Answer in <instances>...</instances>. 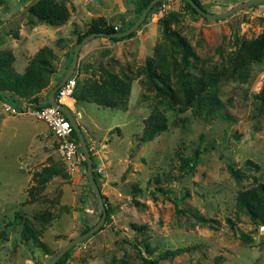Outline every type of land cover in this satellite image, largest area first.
<instances>
[{
  "label": "rangeland",
  "instance_id": "374dc122",
  "mask_svg": "<svg viewBox=\"0 0 264 264\" xmlns=\"http://www.w3.org/2000/svg\"><path fill=\"white\" fill-rule=\"evenodd\" d=\"M37 1L0 0V51L12 54L22 73L25 57L29 64L42 48L52 49L54 73L38 96L45 101L67 74L79 38L95 23L132 26L146 0H55L69 14L59 25L31 12ZM243 1L200 0L212 13ZM184 3L164 0L134 34L95 37L79 53L74 74L84 86L111 72L131 78L130 93L125 110L66 104L82 125L111 214L60 264H264V59L249 61L241 49L264 34V3L217 20ZM182 74L220 101L211 113L180 109L187 105ZM7 94L0 93V261L49 264L102 214L84 155L71 172L50 126L29 112L31 101ZM8 104L16 112L6 111ZM155 111L167 128L143 141ZM251 197L260 211L248 206Z\"/></svg>",
  "mask_w": 264,
  "mask_h": 264
},
{
  "label": "trees",
  "instance_id": "16d2710c",
  "mask_svg": "<svg viewBox=\"0 0 264 264\" xmlns=\"http://www.w3.org/2000/svg\"><path fill=\"white\" fill-rule=\"evenodd\" d=\"M152 0H146L142 7L146 8L149 2ZM184 6L186 9L192 10L194 13L201 15L187 0H183ZM199 6L203 9L204 6L201 4L200 0H195ZM162 2H158L157 4H161ZM31 12L41 21H47L52 24H62L67 21L69 14L66 8L58 4L55 0H39L32 7H30ZM126 24H122V26H108L104 24L95 23L94 27H92L91 31L88 33H92L94 31H105L108 33H115L118 31H122L125 28ZM124 28V29H123ZM129 28V27H128ZM134 34L133 32L130 34ZM86 35L79 38L81 41ZM124 38V37H123ZM123 38H109L114 41L121 40ZM179 45L182 46L185 50L184 55V63L189 64V55H191V48L186 43L185 39H181ZM242 51L249 61H255L259 59H264V34H260L257 38L252 41H246L242 45ZM52 49L50 48H42L40 52L36 54V56L31 60V62L27 65L24 72H18L14 66L13 61L14 57L10 52L0 51V93L6 92L9 93L7 95L12 96V100L15 101L19 97L28 98L31 101L30 104L35 106H43L49 104V99L41 100L38 96L41 90L45 89L49 83L52 74L54 73V68L52 67V63L50 57L52 56ZM242 54V56H243ZM130 77L126 76L125 78L119 76L115 73H105L101 75L100 78L95 79L91 83H87V85H83L84 82L81 79H77L76 88L74 92V98L78 101H87L94 102L101 106H105L106 108H114V109H123L125 110L128 105V95L130 93ZM182 85L184 87V93L187 99V105L181 106L180 109H186L189 107H193L197 112L207 111L211 113L213 108L217 107L220 103L218 99L213 94H202V89L197 90L192 83L187 82L185 80L184 75L182 74ZM171 87V86H169ZM169 107L176 108L175 102H171ZM167 128V119L160 112H153L146 121L142 140L147 141L151 139L155 134H158L164 131ZM73 137L78 141V135L75 129L72 132ZM200 152L198 151L196 154V158H187L185 159L186 166H192L197 162V158H199ZM82 164L86 166V161L83 156ZM87 167V166H86ZM237 174V172H234ZM38 174H41L38 173ZM97 178V177H96ZM252 200L247 204L251 209L260 211L261 207L258 206L261 202L258 198L251 197ZM260 202V203H259ZM108 211V218L110 219L111 211ZM102 214V212H101ZM107 218V219H108ZM31 223L29 221L25 222L24 231L22 234L26 239L30 238L32 235ZM86 232V231H85ZM43 244V243H42ZM71 250V249H70ZM70 250L62 257L66 258L70 254ZM170 252H167V254ZM61 258V259H62ZM60 264V260L57 262ZM144 264H157L156 260L146 258Z\"/></svg>",
  "mask_w": 264,
  "mask_h": 264
},
{
  "label": "water",
  "instance_id": "95a60500",
  "mask_svg": "<svg viewBox=\"0 0 264 264\" xmlns=\"http://www.w3.org/2000/svg\"><path fill=\"white\" fill-rule=\"evenodd\" d=\"M162 1H164V0H152L151 2H149L148 5L146 6V8L144 9L143 13L141 14L140 18L138 19V21L136 23L132 24V26H130L129 28H126L122 31H118L115 33H108L105 31H94V32L86 35L81 41H79L76 44L75 52H73L72 62H71V65L69 67L67 74L64 76V78L61 79V81L56 86H54L52 88V90L49 93V96H48L49 104H52V105H54V107H57L58 109H60L68 117V119L71 121L75 131L77 132L78 139H79L78 141H79V144L81 146L82 152L84 154V159L86 161L88 178H89L90 183L93 187V190H94V192L98 198V206H99L98 209H100L102 212V216H101L100 220L93 227H91L88 231L81 233L79 236H76V237L70 239L67 242V244L56 254V256L51 260V262L49 264H57L59 259H61L70 249H72L74 246L84 242L85 240L90 238L92 235H94L98 231H100L104 227V225L106 224V221L108 218V211H107V207L105 205L104 195L100 189V186L98 184V180L95 176L94 169H93V166H94L93 157H92L93 155L91 152V148H90V146L87 142V139L85 137V134L83 132V128L81 127L80 122L78 121L77 117L72 112V110L69 108V106L66 104H61L57 101L56 93L59 90V88H61L65 84L66 80L68 78H70L75 73V71L77 69V65H78L79 53L82 51L83 47L87 43H89L95 37H99V36L108 37V38H123V37L130 35L132 32L134 33L138 28H140L141 24L145 21L150 10L158 2H162ZM187 1H189L190 4L201 15H203L207 18H211L212 20L225 18V17L232 15L235 12H239V11L243 10L246 7L256 5L259 3H264V0H246V1H243L239 4L238 3L234 4L231 8H229L225 12L212 13V11H207L206 9H203L201 6H199L195 0H187ZM0 264H2L1 261H0Z\"/></svg>",
  "mask_w": 264,
  "mask_h": 264
},
{
  "label": "built area",
  "instance_id": "2783aa9c",
  "mask_svg": "<svg viewBox=\"0 0 264 264\" xmlns=\"http://www.w3.org/2000/svg\"><path fill=\"white\" fill-rule=\"evenodd\" d=\"M76 78L77 75L73 74L66 80L65 84L59 88L56 93V98L59 103L68 104L70 100L74 99L77 82ZM5 109L8 112H16V109L10 104H8ZM28 110L32 115L44 120L50 126L53 135L58 141L59 151L68 169L71 172L76 170L81 162V156L84 154L79 141L72 135L74 127L68 117L52 104L43 106L30 105ZM260 228L264 232V224H261Z\"/></svg>",
  "mask_w": 264,
  "mask_h": 264
},
{
  "label": "crops",
  "instance_id": "0c3cea01",
  "mask_svg": "<svg viewBox=\"0 0 264 264\" xmlns=\"http://www.w3.org/2000/svg\"><path fill=\"white\" fill-rule=\"evenodd\" d=\"M23 57H25V56L23 55ZM24 59H25V61H24V62H25V68H26V66H27V64H28V58L25 57ZM25 68H24V70H25ZM24 70H23V71H24ZM74 99H75V98H74ZM75 101H76V99H75ZM84 102H87V101H84ZM77 103H79V102H77ZM75 105H76V104H75ZM98 105H99V104H98ZM78 112H80V111L78 110ZM80 125H81V124H80ZM81 127H82V125H81ZM112 140H114V139L112 138ZM112 142H113V141H112Z\"/></svg>",
  "mask_w": 264,
  "mask_h": 264
}]
</instances>
